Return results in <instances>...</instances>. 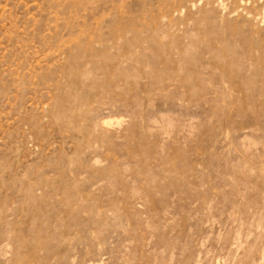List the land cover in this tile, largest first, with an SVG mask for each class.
I'll return each instance as SVG.
<instances>
[{"label":"rangeland","instance_id":"rangeland-1","mask_svg":"<svg viewBox=\"0 0 264 264\" xmlns=\"http://www.w3.org/2000/svg\"><path fill=\"white\" fill-rule=\"evenodd\" d=\"M0 264H264V0H0Z\"/></svg>","mask_w":264,"mask_h":264}]
</instances>
